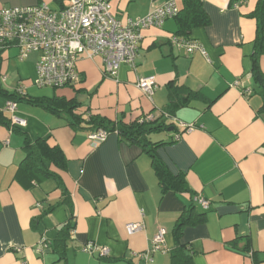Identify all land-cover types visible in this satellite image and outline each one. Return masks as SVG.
<instances>
[{"label":"crops","instance_id":"crops-1","mask_svg":"<svg viewBox=\"0 0 264 264\" xmlns=\"http://www.w3.org/2000/svg\"><path fill=\"white\" fill-rule=\"evenodd\" d=\"M169 0H110L114 18L125 23L150 13ZM182 9L183 0H173ZM259 0H201L210 19L184 39L197 42L205 54L186 55L171 42L178 19L142 32L135 69L121 65L117 76L104 78L100 58L80 59L75 87L37 89V53L19 60L17 49L0 51V264H171L173 229L192 210L203 221L186 226L180 243L190 264H264V113L258 114L260 90L251 76L256 50V21L251 14ZM69 0H0V8L46 5L60 11ZM264 74V53L259 57ZM153 78L152 96L136 82ZM169 87L196 93L189 102L169 107ZM10 96H14L11 98ZM73 101L84 120L96 116L128 125L149 118L172 125L155 143L159 159L174 175L182 174L190 192L161 193L150 157L116 133L93 147L89 130L70 125L67 113H55L33 100ZM16 105L14 114L7 103ZM181 103V104H180ZM13 116L25 121L11 124ZM47 141L65 158L62 169L43 161L56 173L69 205L52 178L35 181L19 174L26 142ZM171 143V144H170ZM200 197L208 209L195 204ZM51 207L50 212L45 213ZM73 213L71 240L64 259L50 247ZM140 224L128 234L126 226ZM163 243L154 250V238ZM91 252L84 251L87 244ZM106 250L107 255L101 252Z\"/></svg>","mask_w":264,"mask_h":264},{"label":"built area","instance_id":"built-area-1","mask_svg":"<svg viewBox=\"0 0 264 264\" xmlns=\"http://www.w3.org/2000/svg\"><path fill=\"white\" fill-rule=\"evenodd\" d=\"M241 3H235L237 8ZM173 0L154 8L150 13L125 23L116 20L111 12L110 0H69L68 6L60 11H51L46 5L36 7L0 8V51L17 49L19 60L31 53H37L34 84L38 87L61 89L79 84L77 63L80 59L100 58L104 78L114 79L121 65L135 69V59L142 32L150 28H160L170 18L178 14ZM177 48L186 55L195 52L205 54L195 41L171 37ZM136 87L146 96H152L155 88L153 78H141ZM6 109L14 114L15 103L9 102ZM145 120H150L145 118ZM143 121V120H142ZM11 124L23 127L25 121L13 116ZM108 132L99 129L89 134L93 147L105 141ZM195 204L208 209L209 202L194 198ZM140 224L126 226L128 234L141 230ZM163 243V232L154 238V250ZM84 251L91 252L92 244L85 245ZM106 256L107 251H100Z\"/></svg>","mask_w":264,"mask_h":264},{"label":"trees","instance_id":"trees-1","mask_svg":"<svg viewBox=\"0 0 264 264\" xmlns=\"http://www.w3.org/2000/svg\"><path fill=\"white\" fill-rule=\"evenodd\" d=\"M243 2L244 0H231L230 6H233L235 3L242 4ZM251 17L256 21V50L252 56L251 76L254 83L260 90L262 104L258 110V114H263L264 74L259 68V57L264 53V0L258 1ZM174 18L178 19V33L173 36L178 38H182L180 36L189 34V32L194 28H206L210 25V19L203 9L201 0H183L182 9L178 11V14ZM10 97L13 98L14 96ZM195 97L196 93L190 90L185 89L183 91V88L169 87V107L166 112L162 114L168 118L172 117L174 104L176 105L178 104L177 102L181 101L189 102ZM30 102L39 104L42 107L58 114H69L72 118L70 125L74 128L80 127V124L84 121L87 126L86 129L89 130V133L103 129L109 134L116 133L121 141L139 146L143 152L150 157L162 194L169 191L179 194L190 192L184 175L172 174L157 155V149L166 145V143L162 141L155 143L150 142L149 137L152 134L165 131L167 128H171L172 125H165L164 123L157 124L155 122H151V120H145V118L139 119L128 125L113 123L96 116H91L87 120H84L81 115H76L74 113L78 106L73 101L66 102L60 99L45 101L38 99ZM23 150L25 151V158L20 164L19 174L27 177L29 180H35L37 182L52 178L57 182L59 189L61 190V195L63 197L61 203L69 205L68 193L62 186L59 176L56 173L50 172L43 165V161L45 160L59 169L64 168L66 163L65 158L58 147H50L48 146L47 141L38 139L33 143L26 142L23 146ZM53 208L54 207H51L49 210L45 211V213L50 212ZM191 212L192 210L183 213L173 229L175 249L170 254L171 264H190L189 257L184 252L185 246L180 243L182 230L186 226L195 225L203 221V216H193ZM73 218L72 213L69 221L59 229L56 239L50 243L52 251L56 253L60 259H64L66 246L71 240L70 233L73 230ZM101 258L105 259V257Z\"/></svg>","mask_w":264,"mask_h":264},{"label":"rangeland","instance_id":"rangeland-1","mask_svg":"<svg viewBox=\"0 0 264 264\" xmlns=\"http://www.w3.org/2000/svg\"><path fill=\"white\" fill-rule=\"evenodd\" d=\"M34 87L37 88V89H48V90H52V91L55 90V91H56V89L51 88V87H38V86H36V85H34ZM57 90H58V89H57ZM159 133L162 134V136L166 134L165 131H161V132H159ZM159 133H154V134H152V135L150 136V138L152 139V141H157V140H159V139L161 138V136H158V135H157V134H159Z\"/></svg>","mask_w":264,"mask_h":264}]
</instances>
